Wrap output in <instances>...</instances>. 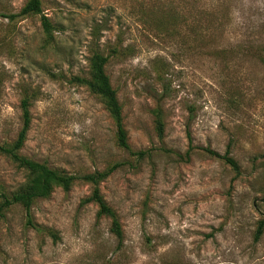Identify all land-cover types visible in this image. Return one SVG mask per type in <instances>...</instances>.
Wrapping results in <instances>:
<instances>
[{
	"label": "rangeland",
	"instance_id": "374dc122",
	"mask_svg": "<svg viewBox=\"0 0 264 264\" xmlns=\"http://www.w3.org/2000/svg\"><path fill=\"white\" fill-rule=\"evenodd\" d=\"M27 1L0 0V144L16 140L29 95L23 155L73 174L123 162L100 188L124 237L82 203L92 186L79 180L34 201L37 227L21 204L0 218V264H264V0H41L51 35L40 14H20ZM95 52L109 57L130 147L151 150L143 159L77 81ZM229 142L234 181L202 149ZM26 179L0 154V196Z\"/></svg>",
	"mask_w": 264,
	"mask_h": 264
},
{
	"label": "trees",
	"instance_id": "16d2710c",
	"mask_svg": "<svg viewBox=\"0 0 264 264\" xmlns=\"http://www.w3.org/2000/svg\"><path fill=\"white\" fill-rule=\"evenodd\" d=\"M41 0H28L21 9V15L40 14L44 32L47 35L52 33V23L47 15L42 13ZM16 15H11L14 17ZM109 57L100 52H95L90 59V77L77 78L81 84L87 85L89 89L100 95L105 102L107 110L116 126V142L120 148L127 150L138 159H143L151 154L150 149L133 150L128 142V134L124 126L122 106L117 96V90L113 87L110 76L106 72V65ZM23 124L16 140L10 144H0V154L9 158L16 166L27 172V179L23 186L12 194L2 193L0 196V218H3L7 211L15 204H21L28 216V223L37 227L32 221L31 207L38 198H47L51 195L55 187H61L68 191L79 180L85 181L92 186V191L88 197L82 200L83 204L94 202L98 206L97 216L110 217L112 220L111 231L116 235L121 244L124 237L122 223L116 211L106 202L101 192L100 185L115 170L123 165V162H116L107 166L103 170H97L86 174H73L64 170L52 168L44 162L34 160L21 153L25 145L27 134L31 125V97L25 95L21 101ZM159 136L164 134L163 110L157 107L153 110ZM194 147L190 143L185 156L189 158ZM208 155L224 160L235 171L233 181L241 174L238 161L232 156V143L229 142L224 153H220L210 147L202 148ZM264 232V218L259 220L254 239L258 241Z\"/></svg>",
	"mask_w": 264,
	"mask_h": 264
}]
</instances>
